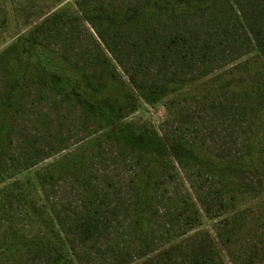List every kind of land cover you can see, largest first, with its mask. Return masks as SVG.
<instances>
[{"label": "rangeland", "instance_id": "rangeland-1", "mask_svg": "<svg viewBox=\"0 0 264 264\" xmlns=\"http://www.w3.org/2000/svg\"><path fill=\"white\" fill-rule=\"evenodd\" d=\"M261 212L264 0H0V264H264Z\"/></svg>", "mask_w": 264, "mask_h": 264}, {"label": "trees", "instance_id": "trees-1", "mask_svg": "<svg viewBox=\"0 0 264 264\" xmlns=\"http://www.w3.org/2000/svg\"><path fill=\"white\" fill-rule=\"evenodd\" d=\"M29 49V48H28ZM26 49V52H30V49L28 50ZM15 65V63H14ZM257 137L259 136V134H255L254 137ZM141 140H146V137H141ZM151 141H158L154 138H152ZM146 142V141H145ZM160 145H162V142L161 141H158L155 143V146L157 148L160 147ZM90 147V145L88 144L87 147ZM159 146V147H158ZM87 147H84L81 149V152H80V156H78L77 158H81L82 156H84V154L88 153V148ZM170 148L172 149H175L173 145L170 146ZM259 153V151H258ZM145 154V153H144ZM75 160V159H74ZM78 160V159H77ZM77 160H75L76 164H78ZM76 166V165H75ZM80 167H78L79 169ZM50 178L54 179L55 176L53 174L50 175ZM148 186V183L146 184L145 187ZM147 192H148V189H144V192L142 195H140L139 197V203H138V208H137V216H138V224H145V219H146V213H145V208H144V198L145 196L147 195ZM256 205H252L251 208V214L252 216H255V208ZM257 211L258 210H261V209H256ZM262 213V220L264 221V212H261ZM241 220V216H240V213L239 211H233L232 213H230L226 219H225V224H224V227L222 229V231L220 232L219 234V237H218V241L219 243L228 248L229 246L233 245L235 242H236V237L238 235V232H239V221ZM91 222V221H89ZM87 224V223H86ZM91 224V223H90ZM88 224V225H90ZM85 228V225H81ZM82 227V228H83ZM84 231V230H83ZM204 247H199V250L195 253V255H193V262L194 264H208L209 261L211 260V256L210 255H204Z\"/></svg>", "mask_w": 264, "mask_h": 264}]
</instances>
